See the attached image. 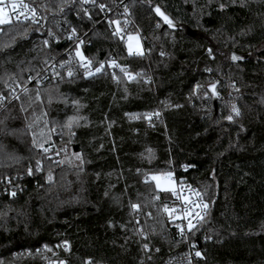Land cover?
Segmentation results:
<instances>
[{
	"label": "trees",
	"instance_id": "trees-1",
	"mask_svg": "<svg viewBox=\"0 0 264 264\" xmlns=\"http://www.w3.org/2000/svg\"><path fill=\"white\" fill-rule=\"evenodd\" d=\"M28 1L41 24L13 20L0 26V44L17 36L16 45L0 52V94L8 95L15 79L28 89L6 106L14 117L7 126L15 134L0 136L5 146L0 177H26L23 192L0 196V261L162 264L186 250V240L164 212L170 193L151 179L171 172L196 185L208 200L207 217L192 232L203 264H264V0H247L246 6L240 0H196L195 11L192 0ZM119 1L144 38L143 56L129 55L103 19L99 5L109 7L113 18ZM155 5L180 28L165 26ZM64 17L86 34L88 55L99 61L115 54L136 77L120 82L103 73L31 82L29 77L60 52L58 45L43 42L46 31ZM24 29L28 35L21 39ZM233 53L243 59L232 61ZM215 77L239 88L235 98L241 114L232 121L205 97ZM197 84L201 87L195 90ZM157 112L151 120L145 116ZM71 116L80 118L72 136L64 127ZM33 132L45 147L62 148L63 163L33 146ZM50 171L53 184L47 182ZM22 249L31 254L15 256Z\"/></svg>",
	"mask_w": 264,
	"mask_h": 264
},
{
	"label": "built area",
	"instance_id": "built-area-1",
	"mask_svg": "<svg viewBox=\"0 0 264 264\" xmlns=\"http://www.w3.org/2000/svg\"><path fill=\"white\" fill-rule=\"evenodd\" d=\"M24 3L29 4L31 7H34L28 0H23ZM10 4L11 2L6 3L7 10L10 11ZM125 7L127 5L124 3V1H119L116 3V15L111 18L112 11L109 7H105L103 10V19H105L109 27L111 29L112 34L115 31L116 25L110 24V21L118 20L120 21V26L123 28V31L119 35H114L117 38H119L124 45L127 47L128 45V35L131 34L133 36H136L140 42V45L142 49L144 50L145 54V43L144 38L138 28V25L134 18L131 15V12L128 9V13H125ZM30 15V14H29ZM36 18L38 20V23L35 24H41L42 18L41 15L36 11ZM13 20L15 18L13 17ZM21 20H23V17H21ZM125 21H127V24H125ZM30 22V21H28ZM72 29H75V34L72 33ZM49 32L52 33V35H49ZM85 36L86 34H82L78 29H76L72 21L66 17L61 18L57 24L55 29H49L46 31L45 39L47 41H50L51 43L60 46V44L63 41H66L65 44L61 47H59L60 52L56 54L55 56L51 57L43 67V69L39 72V77L37 75L31 76L32 79L31 82H35L37 85H42L47 82H55L62 79H70L77 76H85V77H91L85 75V69L80 67L81 61L79 57L76 55L77 51V45L79 44V50L82 53V55L85 57L86 60L90 59L93 62L92 68L93 71L95 67H98L100 63H104L105 67L102 70L101 73H96L92 76L100 75L103 73H108L114 77L115 80H118L120 82H128L132 79H129L127 75H125L123 72L120 71L119 68H112L109 67V63L111 61H116L118 65H120L123 68H126L129 73L135 78L136 73L133 72L129 65L125 62H123L120 58H118L115 54H111L107 57H104L100 59L99 61L94 60L90 55H88L85 52L84 45H85ZM123 37V39H121ZM80 41H83L81 44ZM135 44V42H133ZM128 51V48H127ZM64 65L61 67V65ZM71 69L73 71V76H68V70ZM55 73H60L59 76H56ZM44 77H47L45 79ZM133 78V79H134ZM149 80H152V77L150 76ZM218 83L216 87V91L218 92L217 95V101L215 103V107L219 109V112L226 114L227 117L229 115H233V118L236 117L234 113L231 111V105L236 104L237 107L240 109L241 113V106L237 99L235 98V95L237 93L236 89H239L234 82H227L224 78L215 77L214 81L211 83ZM210 84V85H211ZM234 85V86H233ZM12 89H15V93H10L8 95L3 94L6 99L4 100V105L7 106L14 98L15 95H19L21 92L24 91V88H27L26 86H21V84L15 79L11 85ZM11 89V90H12ZM197 88H195L196 90ZM205 97L208 99L213 100V95L211 94V91L209 90L205 94ZM219 104V106H218ZM210 106H206L204 110H210ZM2 109H0L1 111ZM56 132V131H55ZM46 148H49L50 151L46 153V157H51L49 159L50 161H53L54 163H57L59 161H63V151L62 148L57 145L56 143L50 144ZM58 153V154H57ZM48 159V158H47ZM61 164V163H59ZM175 180V188L174 190L179 195V199L176 195H173L172 191L170 192V197L166 200L164 203V208L167 206L169 209H176V212L174 213L175 219L169 217L168 213L165 211V215L169 220L173 222V224L176 227V230L180 237L184 238L186 240V250L183 253H178L170 256L166 261H164L162 264H187L188 259H191L192 264H203L204 261V254L202 253L200 249V242L192 239V232L195 227L200 225L203 220L207 217L208 209H209V203L206 199L204 193L193 183L188 181L184 178H179L175 173H173V177ZM26 177L25 175L21 174H15V175H9L5 177H0V196H8L12 197L10 195L11 192L15 191L16 195L23 192L26 188ZM200 193V196L198 197L196 193ZM187 201V202H186ZM207 204L208 208L205 210L199 205ZM184 208H188V214H185L183 211ZM207 213L204 216V219L202 221H199V218L197 217V213H201L202 215L204 213ZM191 220L192 224L195 225V227L189 231L188 230V221ZM199 221V222H198ZM177 225H180L181 228H183V235L180 232V229L177 228ZM193 245L195 247H193ZM64 248H66L68 245H65V243L62 244ZM199 251L201 252V257H196L195 252ZM31 254L30 249H22L15 253V256L23 255L25 257L29 256ZM59 261H65V260H46V264H58ZM66 262V261H65ZM14 264V263H13ZM67 264V262H66Z\"/></svg>",
	"mask_w": 264,
	"mask_h": 264
},
{
	"label": "snow or ice",
	"instance_id": "snow-or-ice-1",
	"mask_svg": "<svg viewBox=\"0 0 264 264\" xmlns=\"http://www.w3.org/2000/svg\"><path fill=\"white\" fill-rule=\"evenodd\" d=\"M75 2H76V0H71V3L74 4ZM80 2H81V4H86V3L95 4V0H80ZM185 2H188V0H185ZM232 2L235 3V0H232ZM192 3H193V9L195 11L196 0H192ZM240 3H241L242 6H246L247 0H240ZM99 7H100L101 10H103L105 8V5L101 4V5H99ZM224 7H225L224 4L220 5L221 9H223ZM6 9H7V6L5 5V0H0V26L12 25L13 24V17L15 18L16 24H23L25 21H30L31 23H34V24L38 23V20L36 18V9L34 7H31L29 4L24 3L23 0H11L10 11L6 10ZM60 11L61 12L64 11V6L63 5L60 6ZM124 11H125V13H128L127 7H125ZM154 11L156 12L157 16H159L169 28H173L175 26L174 22L172 21V19L168 15H166L159 7H156L154 9ZM85 14L87 15V10H85ZM21 17H23V20H21ZM110 24L116 25L115 31L113 33L114 35H119L123 31V28H121V26H120V21L113 20V21H110ZM125 24H127V21H125ZM159 26L160 25L157 24V27H159ZM0 31H3V29L0 28ZM72 33L75 34V29H72ZM27 35H28V31H27V29H24L23 32L20 34V38L21 39L26 38ZM49 35H52V33L49 32ZM121 39H123V37H121ZM133 42H135V44ZM16 43H17V36H15V35L11 36V39L9 41H7V42H5L3 44H0V52L6 51L8 49H11L14 45H16ZM43 43L45 45H48L49 42L47 40H45ZM80 43L82 44L83 41H80ZM127 48H128L129 55H132V54H135L137 56H143L144 55V50L142 49L138 38L136 36L131 35V34L128 35ZM208 54L210 56L212 55V49H208ZM76 55L79 57V59L81 61L80 67L85 69V75L86 76H92V75H94L96 73H101L102 70L105 67L104 63H100L99 66L95 67V69L93 71V68H92L93 62H92V60H90V59L86 60L85 59V57L82 55V53L79 50V44L77 45ZM161 55H164V53L161 52ZM242 59H243L242 56H239V55H237L235 53H233L231 55V60L234 61V62L242 60ZM63 66L64 65L62 64L61 67H63ZM108 66L112 67V68H119L121 72H123L125 75H127L129 77V79H133L134 78L131 75V73H129L127 71L126 68L121 67L114 60L111 61ZM207 71H211V69H207ZM39 75L40 74L37 73V77H39ZM55 75L59 76L60 73H55ZM68 76L69 77L73 76V71L71 69L68 70ZM44 78L47 79V77H44ZM114 78H115V75H114ZM31 79H32V77H29V80H31ZM200 87L201 86L199 84L196 85L197 89H199ZM209 90L211 91V94L213 96H217L218 95V92L216 91V84L215 83L209 85ZM236 90L239 91V89H236ZM11 91H12V93H15V89L14 88ZM24 91L27 92L28 89L24 88ZM14 98L17 99V100L20 99L19 95H15ZM36 98L40 99L39 91H37ZM5 99H6V97L3 94H0V109L4 110V112L6 113L3 116H0V136L14 135L15 132H16V130L9 129L8 126H7V121L9 119H14V117H12L10 113H7L6 106L4 105V100ZM51 102H52V100H51V97H50L49 98V103H51ZM23 110L24 109L21 108V111H23ZM231 111H232V113L235 114V116H239L241 114L240 113V109L237 107L236 104H232L231 105ZM45 115H46V113H45ZM152 115L159 116V113L157 112V113H154V114H152V113L145 114L146 118L149 119V120H151ZM79 119H80L79 117L71 116V117H68L67 122L64 124V127L68 128L70 136L75 135V133L72 132V128L78 124ZM227 119L229 121H232L233 120V115H229L227 117ZM45 123H47V122H45ZM27 128L31 129L32 125L31 124L27 125ZM41 136L42 137L44 136L43 132H41ZM49 140H50V135L47 137L45 142H48ZM32 144H33L34 147L41 149L45 154L50 151L49 148H46L44 146V143H38L35 132L32 133ZM4 148H5V146L2 143H0V151L4 150ZM8 155H9L10 159L14 158L10 154H8ZM75 155H76V159L77 160H81V163H82L83 162L82 161V157L79 154H75ZM47 158L51 159V157H47ZM57 163H63V161H59ZM41 170H42L41 161L37 160L36 161V171H41ZM32 174H33V169L29 168L28 169V175H32ZM171 177H172V173L168 172V173L164 174L163 177L154 175V176L151 177V179L156 182L157 189L164 190V191H172L173 195H176L177 198L179 199V195L177 194V192L171 186L172 185ZM47 182L49 184H53L54 183V179H53V175H52L51 171L49 172V174L47 176ZM146 182H147V180H146ZM10 195L12 197H15L16 196V192L13 191V192L10 193ZM106 195H107V193H106ZM196 195L199 197L200 193L197 192ZM155 198L158 199V197H155ZM199 206L202 207L205 210L208 208L207 204H202V205H199ZM131 207H132V209L137 210V211L140 209V205L139 204H132ZM164 211L166 213H168L169 217H171L173 219L176 218L174 216V213L176 212V209H174V208L173 209H169L167 206H165ZM183 211L185 212V214H188L189 210H188V208H184ZM206 214L207 213L205 212L203 215L201 213H197L196 215L199 218V221H202ZM137 223H139V221H137ZM194 227H195V225L192 224L191 220H189L188 221V230L191 231ZM177 228L180 229V232L183 235V231H184L183 228H181L180 225H177ZM65 245H67L66 241H65ZM143 247H144L145 250H148V248H149L148 244H144ZM193 247H195V246L193 245ZM45 250L51 251V249L47 248V245H45ZM66 250H67V247H66ZM156 251L158 252L159 249H156ZM195 256L196 257H201L202 254H201V252L196 251L195 252ZM149 259H151V257H149ZM0 264H3V262L0 261ZM58 264H66V262L65 261H59ZM85 264H93V262L89 259V260H87L85 262ZM187 264H192L191 259H188Z\"/></svg>",
	"mask_w": 264,
	"mask_h": 264
},
{
	"label": "water",
	"instance_id": "water-1",
	"mask_svg": "<svg viewBox=\"0 0 264 264\" xmlns=\"http://www.w3.org/2000/svg\"><path fill=\"white\" fill-rule=\"evenodd\" d=\"M156 7H159L166 15H168L171 19H172V21L174 22V27L173 28H170L171 30H174V31H176V30H178L179 28H180V26H179V24L168 14V13H166L165 11H164V9L161 7V6H159V5H155L154 6V8H153V10L156 8ZM154 13L156 14V12L154 11ZM156 16H157V14H156ZM158 17V19H160L163 23H164V21L159 17V16H157ZM164 25L165 26H167L165 23H164ZM65 42L66 41H63L61 44H60V46L59 47H61V46H63L64 44H65ZM216 84V87H217V85H218V83H215ZM213 100H214V102L216 103V101H217V96H213Z\"/></svg>",
	"mask_w": 264,
	"mask_h": 264
},
{
	"label": "rangeland",
	"instance_id": "rangeland-1",
	"mask_svg": "<svg viewBox=\"0 0 264 264\" xmlns=\"http://www.w3.org/2000/svg\"><path fill=\"white\" fill-rule=\"evenodd\" d=\"M164 174H166V173H159V174H155V176H161V177H163L164 176ZM154 176V175H153ZM172 177H173V173H172ZM171 177V180H172V187H173V189L175 188V180L173 179ZM155 182V181H154ZM155 184H156V182H155ZM160 190V189H159ZM161 191H164V190H161ZM166 193H170L171 191H165Z\"/></svg>",
	"mask_w": 264,
	"mask_h": 264
},
{
	"label": "crops",
	"instance_id": "crops-1",
	"mask_svg": "<svg viewBox=\"0 0 264 264\" xmlns=\"http://www.w3.org/2000/svg\"><path fill=\"white\" fill-rule=\"evenodd\" d=\"M8 2H11V0H5V5H6V3H8ZM7 10V9H6Z\"/></svg>",
	"mask_w": 264,
	"mask_h": 264
}]
</instances>
